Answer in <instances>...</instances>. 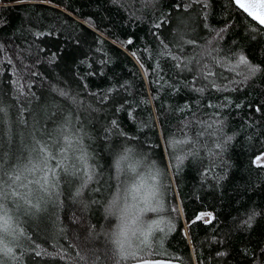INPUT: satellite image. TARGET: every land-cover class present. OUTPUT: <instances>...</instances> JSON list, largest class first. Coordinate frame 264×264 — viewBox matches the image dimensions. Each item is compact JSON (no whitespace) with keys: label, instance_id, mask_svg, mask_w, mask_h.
Returning a JSON list of instances; mask_svg holds the SVG:
<instances>
[{"label":"trees","instance_id":"trees-1","mask_svg":"<svg viewBox=\"0 0 264 264\" xmlns=\"http://www.w3.org/2000/svg\"><path fill=\"white\" fill-rule=\"evenodd\" d=\"M262 152L233 0H0V264H264Z\"/></svg>","mask_w":264,"mask_h":264},{"label":"water","instance_id":"water-1","mask_svg":"<svg viewBox=\"0 0 264 264\" xmlns=\"http://www.w3.org/2000/svg\"><path fill=\"white\" fill-rule=\"evenodd\" d=\"M234 4L239 7L243 12L244 8H241L235 0H233ZM240 4L244 5L245 8L248 9V12H251L255 15H261L264 14V0H240ZM248 12H245L251 19L252 16L248 14ZM256 23L258 21L254 20ZM259 24V23H258ZM260 25V24H259ZM147 261L148 264H183L182 262L178 260H174L171 258H165V257H154V258H141L133 261H129L124 264H144V262Z\"/></svg>","mask_w":264,"mask_h":264},{"label":"snow or ice","instance_id":"snow-or-ice-1","mask_svg":"<svg viewBox=\"0 0 264 264\" xmlns=\"http://www.w3.org/2000/svg\"><path fill=\"white\" fill-rule=\"evenodd\" d=\"M235 2H236L241 8H244V11H245V12H248V9L245 8L244 5L240 4V0H235ZM248 14H249L250 16H252L253 20L258 21V23H259L262 27H264V14H261V15H255V14H253V13H251V12H248ZM238 64H239V65H248V67H249V71L252 72V73H255V71L257 70L255 67L249 65L248 60H247V59L245 58V56H243V55H241V56L239 57V59H238ZM256 159L259 160V159H261V157H257ZM88 178L91 179L90 176H89ZM46 182H47V181H46ZM77 195H79V193H77ZM114 203H115V201L113 202V204H114ZM152 210L154 211L155 209H152ZM110 211H111V209H109V213H110ZM200 218H201V217H197V219H200ZM0 219H2V218H0ZM251 219H252V217L250 216V217H249V221H248L249 226H251V225H250V221H251ZM7 224H8L7 220H4L3 228L0 229V230H3V231L6 232V231H7ZM143 235H144V241H143V242L146 243V242H147V237H148L149 233L146 232V233H143ZM2 243H3L2 238H0V244H2ZM0 252H3L4 255H10L11 252H12V249L9 248V247H6V246H5V247L0 248ZM124 253H125V250L122 248V249H121V259H125V258H127L126 255H125ZM131 255H134V253H132ZM144 264H148V262L145 261Z\"/></svg>","mask_w":264,"mask_h":264},{"label":"clouds","instance_id":"clouds-1","mask_svg":"<svg viewBox=\"0 0 264 264\" xmlns=\"http://www.w3.org/2000/svg\"><path fill=\"white\" fill-rule=\"evenodd\" d=\"M136 235L137 231L135 226L126 216H122L121 224L112 236L113 246L116 248L118 253L121 252L122 248L126 250L131 246L132 238Z\"/></svg>","mask_w":264,"mask_h":264},{"label":"rangeland","instance_id":"rangeland-1","mask_svg":"<svg viewBox=\"0 0 264 264\" xmlns=\"http://www.w3.org/2000/svg\"><path fill=\"white\" fill-rule=\"evenodd\" d=\"M257 157H261V159H259V160H257L256 158ZM255 163L256 164H264V152H262L261 154H259V155H257L256 157H255ZM200 217H202V218H204V219H210L211 218V215L209 214V213H201L200 214ZM133 239H134V237L132 238V241H131V246L129 247V248H127L126 249V251H125V255H126V257H131L132 255V253H136L137 252V249H136V247L134 246V241H133Z\"/></svg>","mask_w":264,"mask_h":264}]
</instances>
